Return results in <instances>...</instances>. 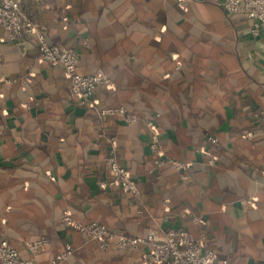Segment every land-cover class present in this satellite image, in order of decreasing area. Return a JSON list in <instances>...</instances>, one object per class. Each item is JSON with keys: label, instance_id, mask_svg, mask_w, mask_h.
Listing matches in <instances>:
<instances>
[{"label": "crops", "instance_id": "0c3cea01", "mask_svg": "<svg viewBox=\"0 0 264 264\" xmlns=\"http://www.w3.org/2000/svg\"><path fill=\"white\" fill-rule=\"evenodd\" d=\"M220 1H22L51 43L80 52L82 73L109 77L95 107L159 115L168 160L150 176L144 121H100L69 98L61 65L43 63L0 28V242L27 259L25 242L45 238L35 264H49L67 244L74 252L63 264H142L147 245L101 250L62 223L68 213L132 237L205 233L218 260L264 264V123L254 118L264 111V30L253 37ZM112 145L136 180L141 213L121 190L99 187ZM173 160L188 164L189 181Z\"/></svg>", "mask_w": 264, "mask_h": 264}, {"label": "built area", "instance_id": "2783aa9c", "mask_svg": "<svg viewBox=\"0 0 264 264\" xmlns=\"http://www.w3.org/2000/svg\"><path fill=\"white\" fill-rule=\"evenodd\" d=\"M22 1L0 0V28L6 31L9 40L19 48L34 47L39 60L43 63L61 65L68 78L67 94L69 98L73 99L80 107L92 106L100 121L111 117H120L128 125L137 124L140 120L144 121L149 132L148 144L152 155V162L147 172L149 175L154 174L168 160L160 141L159 115L141 117L138 113L128 111L121 105L95 107L93 96L96 88L101 85H109V77L102 70L82 73L79 70L80 52L75 48L51 43L46 36L44 27L22 9ZM156 1L160 3L173 1L181 7H185L193 0ZM219 4L228 16H243L249 24V32L253 37H257L264 30V0H221ZM261 57L264 63V51ZM5 81L10 83V80ZM254 118L264 123V111L254 114ZM245 137H249L248 134ZM207 141L211 145L217 144V139L213 136H209ZM115 149V146L112 145L105 160L109 177L101 180L99 187L102 190H121L135 202L141 213L139 207L142 204L136 180L127 169L120 165ZM208 162L214 164V158L210 157ZM171 164L179 171L183 182L189 181L187 163L173 160ZM61 221L86 241L95 243L101 250L113 248L125 251L147 245L148 250L143 256L142 264H231L227 259H217L214 249L206 240L205 233L196 236L190 231L178 228L167 230L161 239H157L153 233H149L146 237H132L114 232L102 223H80L68 213L62 215ZM48 245L45 238L26 241L25 247L30 257L23 259L14 246L3 240L0 242V264H35L37 256ZM73 252L72 245L67 244L51 258L49 264H63Z\"/></svg>", "mask_w": 264, "mask_h": 264}, {"label": "trees", "instance_id": "16d2710c", "mask_svg": "<svg viewBox=\"0 0 264 264\" xmlns=\"http://www.w3.org/2000/svg\"><path fill=\"white\" fill-rule=\"evenodd\" d=\"M80 107V106H79ZM85 108H87L86 106H84ZM150 166V165H149ZM149 166L147 167V170H148V168H149ZM156 173V172H155ZM155 173L154 174H152V175H150V176H154L155 175ZM131 174V173H130ZM109 176H108V174H107V177L106 178H108ZM106 190H111V189H106ZM106 190H104V191H106ZM111 229V228H110ZM112 230V229H111ZM114 231V230H113ZM114 232H116V230L114 231ZM118 233V232H117ZM80 239H81V241H83V242H87V243H89L88 241H86L84 238H82V237H79ZM26 243V242H25ZM12 246H14V245H12ZM17 250H18V248L16 247V246H14ZM110 249H113V248H110ZM131 250H125V251H123V252H125V253H128V252H130ZM20 253V252H19Z\"/></svg>", "mask_w": 264, "mask_h": 264}]
</instances>
